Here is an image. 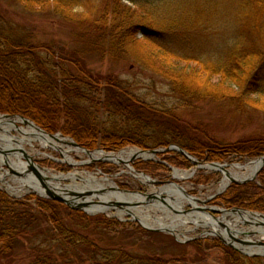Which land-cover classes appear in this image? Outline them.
Segmentation results:
<instances>
[{"label": "trees", "instance_id": "16d2710c", "mask_svg": "<svg viewBox=\"0 0 264 264\" xmlns=\"http://www.w3.org/2000/svg\"><path fill=\"white\" fill-rule=\"evenodd\" d=\"M21 1L39 6L54 2L60 9L84 7L80 3L83 0ZM122 1L142 6L137 2L145 0H103L95 13L91 11V15L77 21L70 19L76 24V33L84 41L85 48L113 59H126L143 69L150 68L146 60L130 50L135 48L138 32L142 40L176 59L206 60L220 66L240 87L242 95L264 94V40L259 39L264 33L261 36L255 30L250 22V11L244 14L247 10L235 9L231 42L226 44L216 37L218 31L214 30L210 16L201 14L200 9L194 15L190 12L186 21L184 19L189 25L163 29L134 22L132 15L126 17L128 9ZM18 29L14 24L0 20V112L30 118L46 131L70 135L89 149L102 147L107 151H118L127 145L154 148L174 143L205 163L224 162L239 155L240 150L236 148L209 150L187 146V135L174 125L175 108L171 109L165 101L153 103L145 100L146 96L132 94L130 85L114 76L102 81L103 89L97 87L99 81L90 76L80 77L67 63H59L54 46L34 45L29 41L28 33ZM224 37L223 34L221 38ZM249 59L258 62L250 71H242L240 63ZM160 72L180 100L199 99L189 88L182 89L179 82ZM240 72L246 73L243 82ZM160 114L169 116L172 122L166 124ZM64 122H70L71 126ZM164 124L167 128L159 127ZM251 145L241 152L248 157L264 152V138ZM163 160L172 165L190 166L189 160L179 153H167ZM136 164V168L148 172L158 167L165 169L162 164ZM258 179L260 185L255 182L231 184L221 195V203L227 207L264 212V169ZM156 234L141 228L127 229L125 224L104 215L91 216L54 200L33 196L26 200H11L0 192V264H164V259L156 254H144L125 247L128 242L134 244L130 240L141 241L143 236ZM163 237L172 241L168 236ZM207 242L208 247L221 249L222 264H264V257H245L216 238Z\"/></svg>", "mask_w": 264, "mask_h": 264}, {"label": "rangeland", "instance_id": "374dc122", "mask_svg": "<svg viewBox=\"0 0 264 264\" xmlns=\"http://www.w3.org/2000/svg\"><path fill=\"white\" fill-rule=\"evenodd\" d=\"M51 3L39 6L28 5L21 0H0V20L14 24L20 28L18 29L19 31L23 29L31 37L29 41L34 45L54 46L55 56H57L59 63H67L75 74L80 77L88 78L90 76L95 81H99L97 87L103 89L102 85L104 83L102 81L109 76H114L118 81L130 85L132 94L140 97L146 96L147 99L145 100L153 103L165 101L171 109L175 108L174 114L176 118L173 120L174 125L179 126L181 131L187 135V146H191L194 149L203 147L209 150L226 147L239 149V155H234L232 158L224 160V162H206L219 163L227 170H236L238 174L235 177L230 175L237 182L229 181L220 190L221 181L226 173L217 170L215 166L213 167L214 169L206 167V163L203 160L193 156L185 147L174 143L154 148L127 145L118 151H107L102 147L89 149L80 145L70 135L60 131H46L30 118L21 115H11L12 117L2 118L1 115L9 114L0 112V118L3 120L5 128L9 130L8 133L12 137H15L11 142L12 144H10V153L13 158H15V153L22 148L30 155V161L44 170L62 174L78 172L96 175L98 178H108L120 190L138 194H155V191L166 184L178 185L183 187L188 195L199 199L200 201L198 200L197 204L202 208L218 207L229 210L233 207L223 205L220 199L221 195L231 184L242 185L247 182H255L260 185V179L258 178L260 172L264 169V163L261 164L258 170L257 163L264 157V152L248 157L247 154L245 155L241 151L251 147L253 141L264 138V94L250 93L242 95L240 87L231 78H228L220 66H216L206 60L195 62L176 59L172 55L162 52L154 44L142 40L141 34L138 32L136 33L138 40H135V48L133 47L130 50L146 60L150 68L143 69L133 65L126 59H113L107 54L98 53L97 50H91L89 47L85 48L84 41L80 40L82 38L76 33V24L72 21L88 17L93 11L95 13L101 3H103V0H83L80 2L84 4L83 8L73 7L66 9H60V7L53 4L54 2ZM121 3L125 6L124 8L128 9L127 11L124 10L127 12L126 17L129 18V15H132V21L145 22L163 29L169 26L182 27L189 25V23H184V19L186 21L191 16L190 12L194 15L200 9L201 14L210 16V20L213 21L212 26L214 30L217 29L218 31L216 37L224 40L223 43L227 42L226 44L231 42L230 37L234 27L233 13L236 8H242L247 10L244 14L251 12L252 19H250V22L256 27L255 30H258L257 33H260L261 36L264 33V0H145L137 2L141 3L142 6L131 4L128 1H122ZM223 34L225 36L224 39L221 38ZM259 39L264 40V36L259 37ZM257 62V59L242 61L240 63L242 71L244 69L247 72L250 71ZM158 72L166 75L172 81L179 82L182 85V89L185 87L186 89L189 88V91L198 95L199 99L180 100ZM245 75L246 73L240 72L241 82L245 79ZM117 90L120 91V89ZM125 93L127 96L129 95L128 92ZM160 116L163 117L166 124L172 122L169 116L161 114ZM62 117L64 118L63 114ZM21 118L28 119V123L36 125L44 136L49 139L48 142L50 143L42 146L37 138H32L29 142L30 134L26 135L25 130L29 129L28 125L30 124H26ZM154 119L156 120L157 118ZM11 120L15 121L12 122ZM166 124L159 127L165 129L167 128ZM64 125L71 126L70 122H64ZM30 126L32 127L33 125ZM0 133H2V128H0ZM73 143L77 144V146ZM130 149H135L136 153L130 155L129 159L123 160L121 157H108V155H117ZM67 150L68 152L66 153ZM138 150L145 151V154L141 155ZM167 153L184 155L189 160L190 166L168 163V161L163 160ZM68 157L70 160H67ZM22 159L26 162L29 161L25 157H22ZM147 162L162 164L165 169L158 167L157 170H149L150 172H148V170L146 171L143 168L138 169V167H135L136 163H141L142 166H145L146 164L143 163ZM254 162L256 164L252 175L254 173L255 175L254 177L251 175L248 177L247 167ZM201 165L204 166L202 167ZM237 166H242V168H237ZM175 170L186 171L190 176L186 179L175 178ZM1 174L3 176L0 177V192L11 200H26L28 197L33 196L35 198L54 200L70 207L64 202L52 199L49 194L40 195L35 191L24 189L21 179L25 175L15 171L7 163L0 164ZM76 182L81 183L78 178ZM71 183L67 179L61 181L63 185ZM161 195V198H167L169 192L163 191ZM95 200L99 201L100 198H95ZM137 208L142 209L143 207L137 206ZM192 208L191 205L184 206L185 211H189ZM237 208L264 215V212L241 207ZM80 210L91 216L104 215L114 219L119 223L125 224L127 229L135 230L141 228L158 233L155 236H143L141 241L130 240L134 244L128 242L123 245L144 254H156L164 259V264H222L220 260L222 257L221 249L208 247L207 244L209 239L215 238L223 245L234 249L245 257H264V246L259 245L260 242H264L262 232H238V239L235 242L237 245L232 244V246H229L221 241L218 235L208 234L209 228L195 227L190 221L177 224L175 227L176 235L165 229H149V227L134 220L129 214L120 217L116 214L115 209L111 210V213L88 212L82 207ZM210 212L214 216L220 215L218 209ZM151 215L153 218H157L162 213L155 211V213L151 212ZM242 227L245 229L249 228L247 224L242 225ZM114 234L115 232L111 236ZM159 234H162V236ZM163 236L170 237L172 241L169 242ZM162 240L167 241L169 244L161 242ZM196 241H202L201 245L195 244ZM19 259L20 256L17 257V260Z\"/></svg>", "mask_w": 264, "mask_h": 264}, {"label": "bare ground", "instance_id": "6f19581e", "mask_svg": "<svg viewBox=\"0 0 264 264\" xmlns=\"http://www.w3.org/2000/svg\"><path fill=\"white\" fill-rule=\"evenodd\" d=\"M2 121L0 118V128H2V133H0V164L7 163L18 173H23L25 177L21 179V184L26 190L35 191L40 195H45L48 191H51L67 199L72 204L80 205L88 212L111 213V210L115 209L116 214L120 217L129 214L134 220L146 227L165 229L176 235V225L188 221L193 223L195 227L209 228L208 234L218 235L225 243L235 244L238 239V232L254 233V231H258L264 235V215L236 209L227 211L218 207L202 208L197 204L199 199L188 195L186 190L178 185L166 184L155 191V194H138L120 190L108 178H98L96 175L78 172L62 174L44 170L37 164L32 163L30 155L22 148L15 153V158H13L10 153V144H12L11 142L15 137L8 133L9 130L5 128ZM30 125H28L29 129L25 130L26 135L30 134L29 142L32 138H37L42 146L50 143L42 131L36 126L31 127ZM135 153V149H130L117 155H108V157H121L124 160L129 159V156ZM22 157L27 158L29 161H24ZM67 160H70V158L68 157ZM255 164L254 162L252 165H248V177L252 176ZM237 168H242V166H237ZM226 173L221 181L220 190L229 183L230 177H233L231 175L235 177L238 174L236 170L227 169ZM2 176L3 174L0 175V177ZM188 176L190 175L186 171H174L175 178L186 179ZM77 178L80 179L81 183L76 182ZM65 179L70 180L72 183L68 185L61 184V181ZM163 191L169 192L167 198H161ZM95 198H100V200L96 201ZM185 205H191L193 208L185 211ZM137 206L143 208L138 209ZM215 209L220 212L219 216H214L210 212ZM155 211L161 212L162 215L153 218L151 212L155 213ZM244 224H247L249 228H243L242 225Z\"/></svg>", "mask_w": 264, "mask_h": 264}, {"label": "water", "instance_id": "95a60500", "mask_svg": "<svg viewBox=\"0 0 264 264\" xmlns=\"http://www.w3.org/2000/svg\"><path fill=\"white\" fill-rule=\"evenodd\" d=\"M1 117L3 118V117H5V118H7V117H12L11 115H1ZM22 119V118H21ZM24 122H26V124H31V123H28L29 122V120L28 119H22ZM31 125H33V126H36V125H34V124H31ZM75 146H77V144H75V143H73ZM138 153H140L141 155L142 154H145V151H142V150H138ZM264 163V157L263 158H261L259 161H258V163H257V170H258V168H260V166H261V164H263ZM205 165V164H204ZM204 165H201L202 167L204 166ZM216 167L217 168V170H221L222 172H224V173H226V169L224 168V166L223 165H219V163H206V167H211V168H213V167ZM214 169V168H213ZM227 174V173H226ZM254 175H255V173L252 175V177H254ZM248 179V178H247ZM230 181H234V182H237V180L234 178V177H230ZM47 194H49V196L52 198V199H56V200H58V201H61V202H64V203H66L67 205H69L71 208H73V209H81V206L80 205H77V204H72V203H70L67 199H65V198H63V197H61V196H58V195H56V194H54V193H52L51 191H48V193ZM233 209H236V210H243V211H247V212H249V213H255V214H259V215H262L261 213H258V212H254V211H248V210H244V209H240V208H237V207H233V208H231V209H229V210H233ZM228 211V210H227ZM149 229H151V228H149ZM156 230H158V229H156ZM161 230V229H160ZM221 241H223L222 239H221ZM225 243V242H224ZM229 246H232V244L231 243H227ZM259 245H261V246H264V242H260L259 243Z\"/></svg>", "mask_w": 264, "mask_h": 264}]
</instances>
